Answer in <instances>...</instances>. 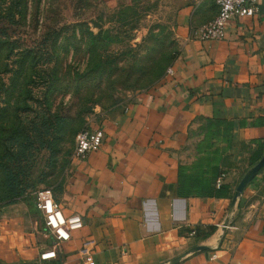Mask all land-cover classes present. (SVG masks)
Wrapping results in <instances>:
<instances>
[{
	"label": "crops",
	"instance_id": "obj_1",
	"mask_svg": "<svg viewBox=\"0 0 264 264\" xmlns=\"http://www.w3.org/2000/svg\"><path fill=\"white\" fill-rule=\"evenodd\" d=\"M174 73L106 121L104 143L73 158L61 205L82 228L56 245L40 209L0 208V264H264V0L223 39L194 30L215 0H175ZM225 174L221 187L216 180Z\"/></svg>",
	"mask_w": 264,
	"mask_h": 264
},
{
	"label": "rangeland",
	"instance_id": "obj_2",
	"mask_svg": "<svg viewBox=\"0 0 264 264\" xmlns=\"http://www.w3.org/2000/svg\"><path fill=\"white\" fill-rule=\"evenodd\" d=\"M34 7L30 0L26 27H12L14 48L0 47V208L20 202L37 211L41 189L61 204L77 131L103 127L163 82L183 41L175 0H85L79 11L61 0L39 25ZM44 113L60 128L40 146L34 129Z\"/></svg>",
	"mask_w": 264,
	"mask_h": 264
},
{
	"label": "built area",
	"instance_id": "obj_3",
	"mask_svg": "<svg viewBox=\"0 0 264 264\" xmlns=\"http://www.w3.org/2000/svg\"><path fill=\"white\" fill-rule=\"evenodd\" d=\"M261 0H215L218 6V14L208 23L197 27L194 35L202 40L223 39L226 36L228 24L239 16H254L259 13ZM174 73L169 68L167 75ZM105 132L102 127H84L79 130L75 139L73 158L84 160L91 152L97 151L104 143ZM225 174H221L217 181V187L223 183ZM37 205L44 216L47 231L52 233L59 242L71 238L72 231L80 229L84 225L83 218L78 213L66 214L59 202H57L50 189H41L37 193ZM54 245L40 251L38 258L33 264H53L58 256V247ZM82 264H96L91 257L88 243L80 250Z\"/></svg>",
	"mask_w": 264,
	"mask_h": 264
},
{
	"label": "trees",
	"instance_id": "obj_4",
	"mask_svg": "<svg viewBox=\"0 0 264 264\" xmlns=\"http://www.w3.org/2000/svg\"><path fill=\"white\" fill-rule=\"evenodd\" d=\"M74 5V10L79 11L85 2V0H69ZM61 0H34L35 7V24L39 25V21L41 17L44 15V12L50 10H58V5ZM30 0H0V21L4 24L0 26V47H6L8 45L12 50L17 43V39L13 38V29L12 27H26L28 23V9H29ZM48 15V14H47ZM46 15V16H47ZM18 16V17H17ZM49 17L47 16V20L45 22L46 29L49 27ZM60 22V21H59ZM51 31V28H50ZM47 31L44 33L45 38H51L52 33ZM57 35H60V32H57ZM13 40V41H12ZM22 44L20 45V47ZM24 46V45H23ZM49 46L45 45L44 47H40L38 49V55L40 58L43 56L49 55ZM49 115L48 117H46ZM52 116L50 113H44L43 115H38L37 123H35V137L38 140V144L40 146H44L45 144H49L54 141L57 134L59 133L60 121H50ZM79 130L77 131V133ZM76 133V135H77ZM15 166V164H13ZM12 166V167H13ZM218 179V178H217ZM217 181V180H216ZM217 185V184H216ZM222 184L220 185V187Z\"/></svg>",
	"mask_w": 264,
	"mask_h": 264
}]
</instances>
